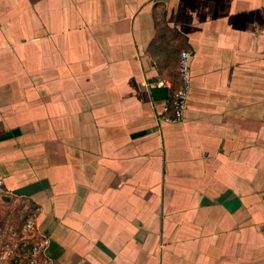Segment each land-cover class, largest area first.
I'll return each mask as SVG.
<instances>
[{
  "label": "crops",
  "instance_id": "0c3cea01",
  "mask_svg": "<svg viewBox=\"0 0 264 264\" xmlns=\"http://www.w3.org/2000/svg\"><path fill=\"white\" fill-rule=\"evenodd\" d=\"M0 179V264H264V0H0Z\"/></svg>",
  "mask_w": 264,
  "mask_h": 264
},
{
  "label": "built area",
  "instance_id": "2783aa9c",
  "mask_svg": "<svg viewBox=\"0 0 264 264\" xmlns=\"http://www.w3.org/2000/svg\"><path fill=\"white\" fill-rule=\"evenodd\" d=\"M192 55L190 52H183L180 58V76L183 83V87L176 91L174 98L170 100L168 106L165 107L162 120L168 123H177L180 122L184 117V112L186 110L187 105V97L188 93L191 89V76H190V61ZM169 86V83L166 81H160L158 83V87ZM4 181L0 179V193L3 192ZM7 249H9L7 247ZM35 251H37L35 249ZM23 264V263H22ZM30 264H34L31 261Z\"/></svg>",
  "mask_w": 264,
  "mask_h": 264
},
{
  "label": "rangeland",
  "instance_id": "374dc122",
  "mask_svg": "<svg viewBox=\"0 0 264 264\" xmlns=\"http://www.w3.org/2000/svg\"><path fill=\"white\" fill-rule=\"evenodd\" d=\"M6 213V209L5 206H3V204H0V222L3 220V216Z\"/></svg>",
  "mask_w": 264,
  "mask_h": 264
}]
</instances>
